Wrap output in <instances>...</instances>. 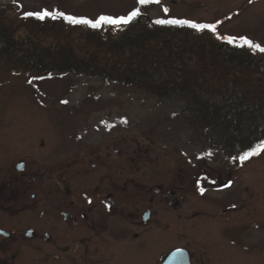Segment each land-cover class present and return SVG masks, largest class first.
Here are the masks:
<instances>
[{
  "label": "flooded vegetation",
  "instance_id": "flooded-vegetation-1",
  "mask_svg": "<svg viewBox=\"0 0 264 264\" xmlns=\"http://www.w3.org/2000/svg\"><path fill=\"white\" fill-rule=\"evenodd\" d=\"M22 134L0 133V264H165L177 250L172 264H264V241L249 232L262 228L264 194L249 191L240 160L212 168L213 179L198 164L155 178L137 150L102 131L85 129L65 145L51 136L48 151ZM9 136L15 145H3ZM221 189L227 202L210 194ZM180 223L210 240L181 242Z\"/></svg>",
  "mask_w": 264,
  "mask_h": 264
},
{
  "label": "rangeland",
  "instance_id": "rangeland-1",
  "mask_svg": "<svg viewBox=\"0 0 264 264\" xmlns=\"http://www.w3.org/2000/svg\"><path fill=\"white\" fill-rule=\"evenodd\" d=\"M136 8L145 9L149 19L213 22L217 24L216 36L247 38L264 47V0H159L148 5H140L138 0H0V10L5 9L3 14L16 26L20 14L26 12L48 10L95 20L101 15L127 16ZM3 129L22 131L25 144L35 141L41 151H48L57 138L65 145L68 136L76 139L85 129L97 135L102 131L106 141L115 140L122 149L129 146L130 151L137 150L139 162L150 163L155 178L171 177L178 168L186 174L187 167L198 164L195 170L213 179L218 171L212 168L240 160L249 191L264 194V148L241 159L234 150L223 147L217 139L219 131L206 124L203 109L186 94L158 95L138 85L84 74L40 77L13 71L0 61V133ZM1 139L3 145L5 141L15 145L10 136ZM212 193L221 196L218 201L227 202L231 197L224 189ZM180 224L184 226L180 228L181 242L198 245L210 240L208 231L196 234L192 224L190 228ZM261 226L254 232L251 229L257 228L249 229L251 236H259L258 242L264 241V222ZM171 243L158 247L157 253ZM258 255L251 253L254 258H264V249Z\"/></svg>",
  "mask_w": 264,
  "mask_h": 264
},
{
  "label": "trees",
  "instance_id": "trees-1",
  "mask_svg": "<svg viewBox=\"0 0 264 264\" xmlns=\"http://www.w3.org/2000/svg\"><path fill=\"white\" fill-rule=\"evenodd\" d=\"M5 9L0 10L5 67L40 77L110 78L158 95L186 94L203 109L206 124L219 131L223 147L241 157L264 142V52L243 40L228 43L208 29L158 24L165 19L148 17L92 28L61 16L40 20L22 13L16 26Z\"/></svg>",
  "mask_w": 264,
  "mask_h": 264
},
{
  "label": "snow or ice",
  "instance_id": "snow-or-ice-1",
  "mask_svg": "<svg viewBox=\"0 0 264 264\" xmlns=\"http://www.w3.org/2000/svg\"><path fill=\"white\" fill-rule=\"evenodd\" d=\"M150 3H159V0H138V4L140 5H148ZM164 11L165 13H167L168 9L165 8ZM140 14H141L140 9L136 8L133 11H131L127 16L113 18L111 16L101 15L99 16V18L95 20H89V19H77L74 16H65L63 12H52L48 10L24 13L26 17L36 16L40 20H43L45 17H51L52 19H55L57 16H61L67 19L72 24H86V25H90L92 28H99L101 25H112V26L127 25L133 18L138 17ZM156 23L188 25L189 27L197 30L208 29L212 31L214 34L216 33L217 30L216 24H197L187 20H157ZM217 38L226 40L228 43H233L234 40L236 39L234 37H221L219 35H217ZM242 39L245 45H248L249 47H254L258 49L260 52H264V47H261L259 44H254L253 41L247 38H242ZM262 148H264V143L258 144L256 146V149H254L253 151L245 152L244 155L241 156V159H247L251 155L259 154V150ZM89 202L91 203V201ZM179 254H180V250H177V253H175L174 255H179Z\"/></svg>",
  "mask_w": 264,
  "mask_h": 264
},
{
  "label": "water",
  "instance_id": "water-1",
  "mask_svg": "<svg viewBox=\"0 0 264 264\" xmlns=\"http://www.w3.org/2000/svg\"><path fill=\"white\" fill-rule=\"evenodd\" d=\"M175 253H177V251L171 253L168 257V259L166 260V263L165 264H172L175 259L178 257V255H174Z\"/></svg>",
  "mask_w": 264,
  "mask_h": 264
}]
</instances>
